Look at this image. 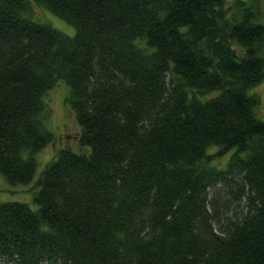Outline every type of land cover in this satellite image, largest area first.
<instances>
[{
  "label": "trees",
  "instance_id": "1",
  "mask_svg": "<svg viewBox=\"0 0 264 264\" xmlns=\"http://www.w3.org/2000/svg\"><path fill=\"white\" fill-rule=\"evenodd\" d=\"M263 13L262 0H0V172L32 183L34 203L0 200V261L264 264V120L249 92ZM60 81L89 150L59 147L36 176ZM218 182L228 191L208 197Z\"/></svg>",
  "mask_w": 264,
  "mask_h": 264
},
{
  "label": "rangeland",
  "instance_id": "2",
  "mask_svg": "<svg viewBox=\"0 0 264 264\" xmlns=\"http://www.w3.org/2000/svg\"><path fill=\"white\" fill-rule=\"evenodd\" d=\"M262 6L264 7V1L262 0ZM34 16L40 19L48 20L55 27L61 29L63 32L72 34L73 27L60 19L45 8H40L34 5ZM258 21L264 24V13L258 17ZM67 92V85L60 81L53 88L46 91L44 94V101L48 106V113L46 118V126L52 130L55 135L54 141L40 150L33 152V156L36 160V176L39 171L44 167L45 162L49 159L51 151L57 150L59 147H69L77 152H87L89 147L85 144H81L78 140L80 133V127L75 120L73 112L65 102V94ZM249 92L256 93L259 98V105L257 108V115L264 120V78L249 88ZM32 183L29 184H10L0 172V200H26L31 201L32 195ZM226 190L221 183H216L215 186H210L208 189V197L214 192L215 188ZM229 194V193H228ZM226 198L227 203L236 204L238 200L228 201V198L224 194H220V199ZM29 199V200H27ZM244 199L240 201V205H243ZM0 264H5L0 261Z\"/></svg>",
  "mask_w": 264,
  "mask_h": 264
}]
</instances>
